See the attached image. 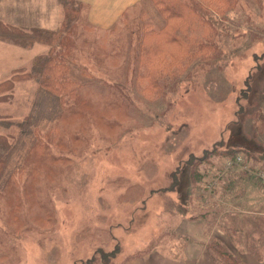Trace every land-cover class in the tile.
I'll use <instances>...</instances> for the list:
<instances>
[{
    "label": "rangeland",
    "instance_id": "374dc122",
    "mask_svg": "<svg viewBox=\"0 0 264 264\" xmlns=\"http://www.w3.org/2000/svg\"><path fill=\"white\" fill-rule=\"evenodd\" d=\"M233 2L227 19L213 18L218 30L225 26L221 55L214 37L208 62L191 53L184 62L185 41L160 37L142 79L136 76L137 20L161 26V19L152 18L156 6L140 2L102 28L90 21L91 5L82 2L71 41L77 63L86 69L75 71L83 77L79 101L71 100L66 114L42 120L38 132L49 133L54 144L50 157L24 163L26 154L12 156L7 170L18 169L11 181L17 206L10 187L0 189V264H126L156 251L169 258L193 256L183 264H220L209 247L212 240L241 256L232 235L235 241H245L244 234L264 235V179L253 174L235 183L238 197L225 194L226 174L234 165L242 168L236 155H244L250 169L264 170V0L224 6ZM60 5L0 0V16L39 25L51 15L61 20ZM207 30L215 33L214 27ZM165 32L176 33L170 27ZM46 48L0 39V82L30 69L32 58ZM157 80L161 87L152 86ZM15 81L12 96L0 101V114L18 121L34 107L39 85L32 77ZM239 104L242 128L231 123ZM25 138L32 137L25 136L24 144L32 142ZM221 145L240 149L227 156ZM233 223L238 228L228 227Z\"/></svg>",
    "mask_w": 264,
    "mask_h": 264
},
{
    "label": "trees",
    "instance_id": "16d2710c",
    "mask_svg": "<svg viewBox=\"0 0 264 264\" xmlns=\"http://www.w3.org/2000/svg\"><path fill=\"white\" fill-rule=\"evenodd\" d=\"M59 1L63 13L56 27H43L39 26L36 22L27 21L25 19H8L4 16H0L1 40L24 47H30L34 43H42L47 47L44 52L32 58L30 69L21 70L19 73L15 72L10 78L0 82V101L9 99L12 96L15 88V80L18 78H35L39 85L34 107L22 120L17 121L11 116L7 117L6 115H9V113L3 116L0 114V189L6 192L10 187L9 193L14 207L17 206L14 202V198L17 197L14 195L15 190L13 185H11V181L14 179L12 174L18 169L7 170L12 156L15 153L17 159H19L20 156L26 154L24 163L27 159L35 161L37 156H46L45 158H47V156L50 157V151L52 147H54V144L50 140L49 133L44 135L43 132H38L39 127L43 124L42 120L44 118L51 119L50 117L53 115L54 117H60L66 114V107L72 104L71 100L79 101L78 96H80V94L77 85L80 84L79 82L83 80V77L82 75H77L75 71L83 69L86 72V69L77 63V57L74 56L71 46L72 36L74 34L73 30L81 20V11L83 10L82 1ZM147 1L148 0H143V3ZM231 1L232 0H220L218 3L215 0H150L159 12L155 11L152 13V18L161 19L163 24L161 26H155L152 22L144 20V17L137 20L140 25L139 27H141L139 48L141 52L138 57V67L141 69L137 71L136 76L141 79L146 76L144 70L145 63L150 59L151 52L158 49L157 46L160 43V37H171L174 41H185L184 44L188 45L189 54L185 57L184 62L189 61L191 57L193 58L190 53L198 54L200 58L199 61L203 63L208 62V60L214 56V37L216 52L218 55H221L219 47L220 40L223 38L225 26L222 24L218 30L219 25L213 18L220 21H222V19H227L232 9L231 6L236 1L230 6H224V4H229ZM205 5L206 10L204 9ZM209 10L213 12L212 15L209 14ZM159 14L161 16H159ZM124 15L125 13L122 17ZM183 22L186 23L185 26ZM207 26L214 27L216 34L208 31ZM168 27L175 30L176 33L170 35L171 33L165 32ZM191 39H194L193 43H190ZM167 78H170L169 81H175L173 76ZM247 85H249V83H247ZM152 86L157 88L161 87L160 80L153 82ZM243 96L244 99L247 98V94ZM78 103L76 105H78ZM47 110L50 111L49 117H46ZM237 111V118L233 119L231 123L235 126L239 125L238 127L242 128L243 124L239 123L238 117L243 112V106L241 104H239ZM258 111L260 112V109H258ZM44 112L45 115L43 116ZM259 118L258 116L257 119ZM32 133H36V135L40 133L43 137L39 138ZM25 136L32 137L25 138L26 140H32L30 144H24ZM27 146L28 149H26V153H22ZM223 146L225 145L219 147V151L227 156H230V154L233 155L240 149L235 146H231L230 148H225ZM6 170L11 171V179L10 175H5L7 172ZM253 174L254 173L234 165L225 176V184H227L225 194L228 197L233 196V194L238 197V194L236 195L235 193L237 189L235 183L242 182ZM179 182L180 180L178 178L174 180L175 185L179 184ZM263 183L264 182L260 183L262 188L264 185ZM229 184H231V186ZM261 187L259 189L262 190ZM241 197L242 196H240L239 199ZM239 199H235L233 202L235 204H240ZM240 200L244 201L243 199ZM232 226L238 228L234 223L228 225L231 229ZM245 235L247 238L245 241L241 239L237 241L233 240L232 238H234L235 235L231 236V241L235 246L242 247L240 250L241 252L252 256L257 261H264V239L262 238L264 235H260L261 238H250V235L244 234V238ZM209 247L213 249V255L220 264H248L243 257L237 254L234 249L230 248L223 241L221 242L218 239H214L210 242Z\"/></svg>",
    "mask_w": 264,
    "mask_h": 264
},
{
    "label": "crops",
    "instance_id": "0c3cea01",
    "mask_svg": "<svg viewBox=\"0 0 264 264\" xmlns=\"http://www.w3.org/2000/svg\"><path fill=\"white\" fill-rule=\"evenodd\" d=\"M80 1L87 3L88 5H91V12H89L90 21L102 28L111 27L115 22L119 20L123 12H125L127 9L131 8L132 6L135 7L140 2H143V0H80ZM100 5H105L106 7L99 8ZM97 13L102 15V18L97 17L96 16ZM106 13L107 16H105ZM61 16H62V11H61ZM104 19H109V20L106 21ZM59 21H60L59 19L58 20L55 19L54 15H51L50 20L41 21L39 23V26L52 28L57 24H59ZM200 249L198 250V252L202 250ZM241 256L247 261L248 264H264V261H257L252 256L246 253H242ZM188 259H193V256L188 255L187 258L186 257L169 258L163 255L160 251H156L141 256L139 259L135 261L127 262L126 264H137L139 262L140 264H183ZM159 260H161L160 263L158 262Z\"/></svg>",
    "mask_w": 264,
    "mask_h": 264
},
{
    "label": "built area",
    "instance_id": "2783aa9c",
    "mask_svg": "<svg viewBox=\"0 0 264 264\" xmlns=\"http://www.w3.org/2000/svg\"><path fill=\"white\" fill-rule=\"evenodd\" d=\"M238 160H242V155L241 154L238 156ZM259 175L264 179V170L260 171Z\"/></svg>",
    "mask_w": 264,
    "mask_h": 264
}]
</instances>
